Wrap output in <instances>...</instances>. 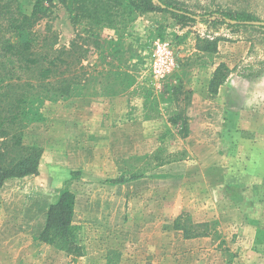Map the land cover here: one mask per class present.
<instances>
[{
	"label": "rangeland",
	"instance_id": "374dc122",
	"mask_svg": "<svg viewBox=\"0 0 264 264\" xmlns=\"http://www.w3.org/2000/svg\"><path fill=\"white\" fill-rule=\"evenodd\" d=\"M17 1L26 13L36 2ZM93 1H43L33 29L41 45L49 40L42 50L72 41L87 49L75 68L83 66L87 82L68 98L31 97L26 107L23 143L43 152L35 175L0 188V264H264V90L250 99L252 129L233 135L222 129L225 115L204 113L192 98L201 63L225 64L228 77H264V26L234 28L214 18L187 24L154 12L130 13L132 22L116 31L110 22L124 14L116 0H96L109 2L108 23ZM177 1L197 14L246 11L264 22V0ZM80 10L87 18L73 23ZM214 39L215 53L198 49ZM156 43L176 64L165 76L152 72ZM119 72L132 79L124 90L115 85ZM225 155L233 161L213 162ZM64 190L75 194L79 256L59 239L40 240L49 206ZM183 228L206 235L186 238Z\"/></svg>",
	"mask_w": 264,
	"mask_h": 264
},
{
	"label": "trees",
	"instance_id": "16d2710c",
	"mask_svg": "<svg viewBox=\"0 0 264 264\" xmlns=\"http://www.w3.org/2000/svg\"><path fill=\"white\" fill-rule=\"evenodd\" d=\"M43 1L36 0L30 13L23 11L17 0H0V188L10 179L22 178L35 175L41 160L42 148L36 144L26 145L23 143V130L25 118L28 116L27 105H33L31 97L43 96L44 98H56L58 96L68 98L78 86H85L87 78L83 75V66L75 70L82 62L87 53L76 42L72 41L68 48L60 50L52 49V43L45 48L47 39H43L41 45L33 31L37 23L42 19ZM67 6L71 0H57ZM87 0H78L79 4H85ZM163 5H155L152 0H116L114 8L122 11V16L117 17L115 22H110L114 30L124 31L132 22L130 13H166L171 18L182 23L195 22L194 17H199L202 23L208 22L207 18H214L213 23L226 24V19L236 21L230 27H253L246 22L259 21L256 16L246 11L208 10L197 14L182 6L177 0H159ZM93 5L99 8L105 23L110 20L108 13V1H93ZM112 7V6H110ZM80 18L86 19L84 10L75 14L73 23ZM96 21L102 18L97 16ZM264 28V27H261ZM217 39L202 40L198 49L205 53L217 51ZM98 45L99 42H93ZM121 37L116 46L120 47ZM99 47V46H98ZM229 68L219 64L210 80L208 90L210 94H216L220 85L228 78ZM115 76L118 81L115 85L121 90L128 87L132 80L127 73L119 72ZM35 82V83H33ZM136 179L130 177L127 180H117L123 183ZM75 205V194L70 190H64L57 201L49 206L46 215V224L41 233L40 240L52 242L54 239L62 241L68 252L79 256L80 247L74 242L72 217ZM175 229H179L177 224ZM186 238L205 236V233L191 234L183 228Z\"/></svg>",
	"mask_w": 264,
	"mask_h": 264
},
{
	"label": "crops",
	"instance_id": "0c3cea01",
	"mask_svg": "<svg viewBox=\"0 0 264 264\" xmlns=\"http://www.w3.org/2000/svg\"><path fill=\"white\" fill-rule=\"evenodd\" d=\"M175 65L176 64L174 63L173 69ZM217 66L218 64L207 65L203 63H201V65L198 66L201 68L202 72L200 73V75L198 74L196 77H193L195 81L194 86L192 88L194 89L193 90L194 93L192 94V98L195 100L193 102L194 106L196 108L197 107L200 108L202 111H205V110L210 111V109H212L214 110V114H220L223 116L225 115L226 123H224V126L222 129H225L226 131H231L232 135L233 133L240 131L238 129H241V130L250 129L251 130L253 127V122H252L253 120L251 118L250 120L247 119L248 115H252V108H250L252 106V102L250 101V99H252V96H254L255 98L257 94L260 95L262 93V90H264V77L251 81V80L243 79L237 76L233 77V75H230L225 80V82L219 86L217 93L213 95V94H210L208 90V86L213 76V72L215 71ZM209 68H210V73L208 74V78H207L206 77L207 75L206 76L204 75V70L206 69L208 70ZM205 78L207 79V87L204 86ZM258 82L261 86L257 90ZM206 94L210 98H206L207 97ZM206 105H210V106H206ZM204 113H207V112L205 111ZM240 124L242 126H239ZM202 129H203L202 131H205L208 129L204 123L202 124ZM214 131H217V130H214ZM212 138L219 139V136L216 134H213ZM203 139H205V137L203 134H201L200 135L201 144L203 142ZM245 139L246 138H244L243 136L242 141L243 140L245 141ZM214 141L217 142L218 140H214ZM250 143L251 142H244L243 146L249 147ZM217 153H219L218 150H217ZM225 156L226 158L224 157L221 159H217L213 162H216L218 165V162H221V161L222 162H225V161L232 162L233 161L232 155H229V156L225 155ZM242 158H245V157H242ZM213 162L211 165H213ZM211 168L215 169V166H212ZM215 170L218 172L219 168H216Z\"/></svg>",
	"mask_w": 264,
	"mask_h": 264
},
{
	"label": "built area",
	"instance_id": "2783aa9c",
	"mask_svg": "<svg viewBox=\"0 0 264 264\" xmlns=\"http://www.w3.org/2000/svg\"><path fill=\"white\" fill-rule=\"evenodd\" d=\"M174 59L172 53L167 49L166 44L156 43L154 47V60L152 72L155 77L165 76L173 70Z\"/></svg>",
	"mask_w": 264,
	"mask_h": 264
},
{
	"label": "water",
	"instance_id": "95a60500",
	"mask_svg": "<svg viewBox=\"0 0 264 264\" xmlns=\"http://www.w3.org/2000/svg\"><path fill=\"white\" fill-rule=\"evenodd\" d=\"M152 2L155 5H158V6H162L163 7V5L160 3L159 0H152ZM194 18H195V20H200L199 17H194ZM226 23L231 24V25H235L237 22L226 19ZM246 23L247 24H250V25H254V26H264V22H246Z\"/></svg>",
	"mask_w": 264,
	"mask_h": 264
}]
</instances>
